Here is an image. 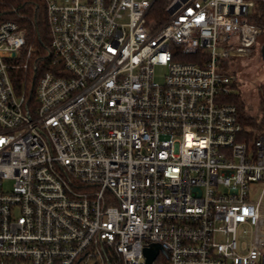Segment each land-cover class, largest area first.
Masks as SVG:
<instances>
[{
    "label": "built area",
    "instance_id": "built-area-1",
    "mask_svg": "<svg viewBox=\"0 0 264 264\" xmlns=\"http://www.w3.org/2000/svg\"><path fill=\"white\" fill-rule=\"evenodd\" d=\"M42 2L34 107L11 74L37 60L0 19V264H145L151 245L152 264H264V138L239 140L223 101L264 0Z\"/></svg>",
    "mask_w": 264,
    "mask_h": 264
},
{
    "label": "trees",
    "instance_id": "trees-1",
    "mask_svg": "<svg viewBox=\"0 0 264 264\" xmlns=\"http://www.w3.org/2000/svg\"><path fill=\"white\" fill-rule=\"evenodd\" d=\"M163 3L158 1L151 10V17L159 21L163 17ZM0 19L15 22L24 33L26 48L31 49L32 61L37 60V69H21L12 71V83L16 91L23 93L28 107H34V88L39 74L47 69L49 48V29L46 21L45 6L42 0H0ZM247 21L262 29L264 38V4H256L250 13ZM261 34V35H262ZM263 42L256 41L253 47V58L261 59V48ZM251 57V58H252ZM197 56H190L187 62H196ZM262 61V60H261ZM238 61L227 64V68H232ZM263 64V62H262ZM264 66V64H263ZM223 101L236 108L238 123L241 126L239 140L250 144L258 138H264V80L257 89L258 106L256 114L251 115L244 101L240 98L239 87L236 91L225 96ZM253 145V144H252Z\"/></svg>",
    "mask_w": 264,
    "mask_h": 264
},
{
    "label": "rangeland",
    "instance_id": "rangeland-1",
    "mask_svg": "<svg viewBox=\"0 0 264 264\" xmlns=\"http://www.w3.org/2000/svg\"><path fill=\"white\" fill-rule=\"evenodd\" d=\"M258 41H264L263 34L258 37ZM187 59L188 57L184 58L185 61ZM230 70L239 78L238 87L240 98L245 102L248 113L255 115L258 106L257 89L259 84L264 80V66L261 59L252 57L238 61ZM164 74V68L156 67L154 69V80L158 83L162 82ZM252 144V142L247 144V147L250 148ZM261 191L260 185H256L254 190L251 191L252 200H256L261 194ZM261 212L264 220V193L262 196ZM262 234L264 235V227Z\"/></svg>",
    "mask_w": 264,
    "mask_h": 264
},
{
    "label": "water",
    "instance_id": "water-1",
    "mask_svg": "<svg viewBox=\"0 0 264 264\" xmlns=\"http://www.w3.org/2000/svg\"><path fill=\"white\" fill-rule=\"evenodd\" d=\"M261 60L264 64V45L261 48ZM159 252H161V249L158 245H151L148 249H145L143 251L145 264H152Z\"/></svg>",
    "mask_w": 264,
    "mask_h": 264
}]
</instances>
